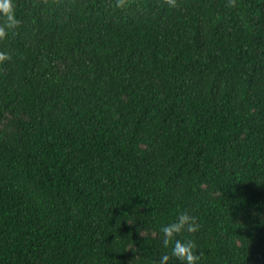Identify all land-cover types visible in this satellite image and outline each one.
Returning a JSON list of instances; mask_svg holds the SVG:
<instances>
[{
  "label": "trees",
  "instance_id": "1",
  "mask_svg": "<svg viewBox=\"0 0 264 264\" xmlns=\"http://www.w3.org/2000/svg\"><path fill=\"white\" fill-rule=\"evenodd\" d=\"M0 38V264H264V0H15ZM0 23H3L0 17ZM187 211L199 225L168 237Z\"/></svg>",
  "mask_w": 264,
  "mask_h": 264
},
{
  "label": "clouds",
  "instance_id": "2",
  "mask_svg": "<svg viewBox=\"0 0 264 264\" xmlns=\"http://www.w3.org/2000/svg\"><path fill=\"white\" fill-rule=\"evenodd\" d=\"M0 17L3 19V23H0V38H3L9 30L14 29L20 23L15 14V0H0ZM9 55L7 51H0V61L8 59ZM195 219L194 216L185 211L179 214L178 219L163 225L162 231L165 234L164 244L167 245L169 243L167 238L180 233L185 226L189 232L196 231L199 225L194 222ZM194 248V241L176 239L174 246L170 250L171 256L178 258L182 264H196V261L200 258V254L195 252ZM169 261L170 255L164 253L160 256L158 264H168Z\"/></svg>",
  "mask_w": 264,
  "mask_h": 264
}]
</instances>
